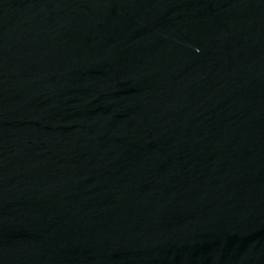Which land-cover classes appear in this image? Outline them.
<instances>
[{"label": "water", "instance_id": "water-1", "mask_svg": "<svg viewBox=\"0 0 264 264\" xmlns=\"http://www.w3.org/2000/svg\"><path fill=\"white\" fill-rule=\"evenodd\" d=\"M0 264H264V0H0Z\"/></svg>", "mask_w": 264, "mask_h": 264}]
</instances>
